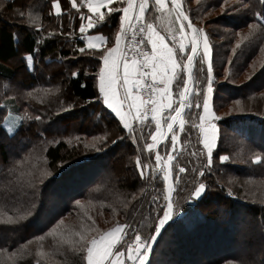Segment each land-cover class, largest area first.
<instances>
[{
  "label": "trees",
  "instance_id": "trees-1",
  "mask_svg": "<svg viewBox=\"0 0 264 264\" xmlns=\"http://www.w3.org/2000/svg\"><path fill=\"white\" fill-rule=\"evenodd\" d=\"M51 2L52 0H0V12H8L11 9H18L17 11H19L23 7L28 9L29 12L35 13L37 11L39 14L37 25L30 23L29 17L25 15L21 18L23 25L18 24L16 27L11 22L5 21L0 15V83L4 87H13V78L16 76L17 69L9 66L8 62L20 53L21 63L19 67L22 68V73L27 75L29 80H22V82H19L20 84H17L28 88H32L37 84H42L45 89L49 85L55 88L51 93H48L50 94L48 95L50 101L47 105L55 106L56 122L61 124L55 128L49 123L42 124L40 120L36 119L28 125L18 122L15 131L11 135L3 133L5 127L0 117V138L2 140L4 136H7L10 138L9 145H11L10 147L0 143V175H6V179H9L12 173L9 169L10 162L16 159V155H22L23 151L33 146H42L46 172L51 173V175L46 174L42 186L39 181L37 182L35 190L26 196L24 202L19 196L13 199L9 192L4 197L5 203L0 208V235L4 234L3 238L0 239V249L5 247L21 249L20 254L22 257L17 256L13 260V264H84L82 255L74 253L69 245L63 243L62 237L66 238L63 232L67 230L72 235L76 231L85 233L82 227L90 225L87 223H91L92 217L94 220L95 216L103 215L102 219L105 222V213L111 214L114 212V199L111 194L113 189L119 191L120 195L125 197L124 202L128 206H132L133 203L137 202L136 200L140 199L141 204L138 205L136 212H133V209L127 211L125 208L121 210V214L128 215L127 220L129 223L135 224L133 226L146 232L142 235L144 238L154 234L152 217H157L159 209L165 205L163 199L165 183L162 180L161 173H157L155 180L150 179L147 181L146 187L144 189L142 187L143 192L138 194L136 200L132 201L130 197L137 192V189L143 183L139 178H135L132 173L133 179L131 178L129 181V175L115 172L116 181L112 185L113 189L109 188L108 185H103L105 182L96 181L95 179L91 181L93 174L104 171V163L108 164V167L111 164V168L116 169V165L123 159L124 164L130 166L133 163V159L129 157L131 147L123 146L120 148L122 141L127 140L128 135L114 115L106 109L101 99H97L96 77L101 61L98 57L93 58L78 51L79 47L85 46V42L80 39L79 25L81 23L80 13H83L86 9L83 7L74 9L69 5H65L63 12L56 15L51 7ZM248 2L250 5L249 9L246 10L250 15L248 18L264 25V19H262L264 17V4L261 0H248ZM122 6L123 3L118 1L110 7L119 9ZM184 9L194 25L200 28L192 15L188 13V9L186 7ZM103 12L105 13V21L99 23L95 29L89 30V33H100L108 36L110 43L107 46L110 47L119 27L121 12L108 13L107 10L104 11V8ZM257 13H260V16H257ZM226 22L224 21V24ZM241 22L244 23L245 21L233 22V28H236L235 25L237 24H243ZM233 34L235 33L229 32L225 35L228 44H232ZM221 45L227 46L222 52H226V60L230 58L231 63L229 64L233 65L234 60L238 62L236 74L245 72L249 74L251 65L256 68V71H259L257 72L259 73L258 76L263 73L262 70L258 69L261 63L257 64L256 60L259 59L260 61V57L254 56L255 59L252 62L251 54L236 59L235 57L239 56L236 54L238 48L236 53L232 55L231 46L233 44L229 47L227 43L223 42ZM28 54H32L34 57V61L30 60L31 65L26 61ZM221 64H223V61ZM32 65L33 69L30 67ZM51 65L60 67L58 69L50 68L47 72L46 68ZM71 67L75 71L71 70ZM35 69L38 73L34 71ZM246 69L249 70L246 71ZM74 72L79 73V75L74 76ZM216 73L220 74L219 69ZM58 77L61 80L55 82L54 80H57ZM247 85L249 86L247 92L242 93V91H236L235 86L226 84L227 87L222 91L225 92L226 96L220 99H226L225 102L213 106L217 115L221 117L219 121H216L217 126L219 129L226 128L233 131L232 137L235 138L236 145L234 147H226L225 145L219 150L220 139H218L217 144L219 146L213 152V163L211 167H208V172L204 169L203 176L200 175V169L204 168V162H201L202 154L197 153L195 143H192L193 139H191L189 146L182 147L180 154L176 157L177 162L182 163L187 170L185 172L187 181H199L204 177L206 192L200 199L193 198L190 195L193 191V182L180 181L173 193L175 214L160 233L147 264H154V260L158 259L160 255L164 257L166 246L169 248V244L173 241H176V243L173 242L175 247L174 253L170 255L172 259L162 260L160 263L264 264V205L249 201L236 193L234 189H229L219 182L213 181L221 165L224 168H227L228 165L232 169V171H228V174L234 175L230 180L235 177L240 178L241 174L246 172L245 163L229 164V160L236 149L245 152V147L250 146L264 160V88H251V82ZM218 96L216 93L214 94V101L215 98H219ZM227 100L235 102L232 105L233 113L222 116L219 110L224 108L225 105L227 108L231 107ZM237 101H239V104L236 103ZM10 103L14 105V111L18 109L15 99L4 100L0 102V116L2 114L1 110L7 109L5 105ZM77 105L79 106L78 109H76ZM96 108L99 109V112H96ZM75 114L79 115L78 122L71 126L65 125L70 117L75 116ZM4 116H6L5 113ZM89 117H92V119L90 123H87ZM49 131L55 136L60 134L61 138H53L50 143H47V139L44 140L42 135L50 134ZM70 133L71 136H69ZM97 137H106V140L94 139ZM32 139H35V141L30 143ZM129 142L132 144L131 141ZM93 143L96 145L95 148L91 146ZM85 145H88V147H85ZM117 149L120 150L117 151ZM139 149L141 148H138L137 155L140 156ZM188 150L192 152H188ZM193 152L196 155H192ZM222 154L227 155L229 159L222 162L219 158ZM149 155L152 158L150 161L152 164L153 154L149 153ZM200 162L202 163L201 166ZM87 166H90V168H85ZM198 167L199 171L196 175ZM82 169H86L84 173ZM251 172H253L252 168ZM260 175H264V173L261 172ZM114 176L112 175L113 178ZM227 179L229 178L227 177ZM18 182L0 181V188H7ZM233 182L229 181L230 184ZM97 186H100L101 189L97 192H91ZM185 186H187V189H185ZM47 188L53 190L55 194L57 193L56 200L59 201L60 197H66V201L62 202L55 214H51L48 219L46 218L43 221L41 216L46 210V203L42 200L43 198L34 199L33 192L38 191L39 193L41 190L45 192ZM89 193L94 194L91 200ZM87 194L89 195L87 196ZM154 194L160 197L158 201H152ZM86 196L89 198L87 200L90 204L89 213L85 214L84 211L77 212L73 210L75 212L72 215H77L75 217L76 224L71 222L69 227H62L61 230L56 229L55 224L60 217L76 207L75 200ZM120 202L123 203L121 200ZM118 204L119 200L116 205ZM215 205H218L219 208L216 209ZM102 206L105 207V212L100 208ZM154 207L156 213L151 215ZM12 211L16 212L15 215L7 222L9 224L4 223L2 220L5 216H9V212ZM80 217L84 218L81 223H78ZM79 224L81 225L79 226ZM97 227H100V225L98 224ZM107 228H104L101 233ZM99 232L94 229L86 235L91 236L90 239L95 237L96 234L100 235ZM51 233L60 235L58 237L54 235L51 238ZM37 236L43 241V248L46 252L50 249V246L61 244L59 252L54 253L55 259L50 258L44 251V256L38 254L37 249L34 248V238ZM167 236L170 237V242H166ZM0 264H5L4 257L0 256Z\"/></svg>",
  "mask_w": 264,
  "mask_h": 264
},
{
  "label": "snow or ice",
  "instance_id": "snow-or-ice-1",
  "mask_svg": "<svg viewBox=\"0 0 264 264\" xmlns=\"http://www.w3.org/2000/svg\"><path fill=\"white\" fill-rule=\"evenodd\" d=\"M70 2L72 8H77V0H70ZM261 2L264 3V0ZM81 3L90 13L96 14L94 19L93 15L80 13V39L85 42V46L79 47L78 51L93 58L98 57L102 62L97 74V99L102 98L103 104L115 113L129 135L137 130L133 122H137L141 129L145 125L154 123L155 131L150 134L151 143L146 144V149L150 153L167 140L170 134L167 159L156 151L154 168L151 164H143L139 155L136 157L140 177L147 178L146 170L149 168H152V180L156 179L157 173H162V180L167 185V193L163 197L165 205L157 213L154 234L144 238L138 230H134V240L131 243L125 241L126 251L124 247H118L128 235L127 229L130 225L126 224H118L91 239L85 233L76 231L73 233L74 238L62 237V240L74 253L82 255L84 264H129V262L130 264H147L153 243L175 214L173 200L175 177L172 162L176 157L173 153L177 151L180 133L185 132V126L189 123L185 118L187 111L193 106L198 110L199 123H193L192 127L198 128L202 137L199 143L206 150L207 166L211 167L213 163V149L216 147L219 132L215 121H219L221 117L213 108L215 77L212 46L204 29L195 26L189 18L181 0H151V2L150 0H126V6L119 9L110 7L114 0H81ZM52 8L56 15L61 14V4L58 0H52ZM102 8H106L108 13L114 11L123 13L111 47L107 46L110 43L108 36L88 34L89 30L95 29L99 23L105 21ZM149 10L160 14L156 19H160L161 16L171 18L174 14L175 21L179 22V28L173 30L169 27L168 36L162 35L154 23L147 21L146 13ZM256 15L260 16V13ZM145 45H150V50L146 49ZM239 47L240 42H237L232 49L233 54ZM27 60L34 61L33 55L28 54ZM197 60L201 73L205 72L206 65L204 86L200 85L199 79L194 75ZM182 73L186 75V78ZM73 75L78 76L79 73L74 72ZM174 84L177 90L175 95ZM236 103L239 104V101ZM36 119L40 117L37 116ZM141 138H143L142 134ZM94 139L106 140V137ZM133 139L135 140L136 137L133 136ZM91 146L96 147L95 143ZM165 148L168 149L169 146L165 145ZM192 155L196 153L193 152ZM219 158L221 161L229 159L227 155ZM261 159L259 156L255 157L257 162ZM178 171L184 173L187 170L180 167ZM47 174L51 175V173ZM200 175H204L203 171H200ZM205 192L206 185L199 183L194 186L190 195L200 199ZM132 199L135 200L136 196ZM159 199V196L153 197L154 202ZM77 203L80 202L77 201ZM38 254L45 255L43 252Z\"/></svg>",
  "mask_w": 264,
  "mask_h": 264
},
{
  "label": "rangeland",
  "instance_id": "rangeland-1",
  "mask_svg": "<svg viewBox=\"0 0 264 264\" xmlns=\"http://www.w3.org/2000/svg\"><path fill=\"white\" fill-rule=\"evenodd\" d=\"M181 4L183 6V8H187L188 9V13L192 15V18L198 23V25L200 26V28H203L204 31L207 33L208 37H209V42L212 46V55H213V72H214V77H215V92L217 95H219V98H215V101L213 99V106H217L220 105L221 102H225V100H220L222 97H225L226 94L225 92L223 93L222 91H224L223 89H225L227 86L226 84L229 85H233L236 88V91H242V93H246L247 92V88L249 87L247 85V83L251 82V88L253 87H257V88H264V25H261L257 22H255L253 19H249L248 17H250V15H248V12L246 11L247 9H249V2L248 0H181ZM264 4V3H263ZM18 6V4H16ZM170 7V6H169ZM18 9H11L8 12L5 11H1L0 15L1 17L5 20V21H9L11 22L12 25H15V27L19 24V25H23V21L21 18H23L25 15L27 17H29L30 23H37V20H39V14L37 13V11L35 13L33 12H29L28 9H24L23 7L17 11ZM33 10V9H32ZM31 10V11H32ZM85 15H93L94 19H95V15L93 13H90L88 10L83 12ZM173 19L175 20V16L173 14ZM224 21H227L226 24H224ZM240 21H245L243 24H237L235 25V27L237 28H233L234 26H232L233 22L235 23H239ZM85 23L87 21H84ZM38 24V23H37ZM36 24V25H37ZM224 24V25H222ZM168 28L172 26L170 24H168ZM222 25V26H221ZM251 26V27H250ZM239 27V28H238ZM179 28V22L175 21L173 30H176ZM232 30V31H231ZM229 32H234V39L232 40V44H228V40H227V36L225 38V35ZM106 36V35H105ZM246 37V39H245ZM223 42L227 43V45H229V47L231 46V50L236 46L237 42H240V47L238 48V53H236L239 56H236V59H239L241 56H244L246 54H251V62L253 61L254 56H258L260 57V61L259 59L257 60V64L261 63L260 66L258 67V69H260V71L262 70L263 73L259 75V71H256V68H254V66L251 65V72L249 74L245 73H238L236 74V71L238 69V65L235 60L233 65L229 64V60L230 58H228L226 60V56L225 53L226 52H222L225 46H220V44H222ZM111 47V46H110ZM231 54L233 55V52H231ZM230 56V55H229ZM223 61V64H221ZM21 63V57H20V53H18V55L16 57H14L13 59H11L8 62V65L11 67H16L17 72H16V76L13 78L14 80V84L13 87H4L1 83H0V102L7 100V99H15L16 103L18 104V109L17 110H13L14 109V105L13 104H7L5 105L8 109H3L1 110V119L3 120V125L5 127V131H3L4 134L8 133L11 134L15 131L16 129V124L18 122H22L25 125H28L29 123H31L33 120L36 119L37 116L40 117V119H36V120H40L42 124H47L49 123V125H53V127H57V125H61L60 123L56 122V116L54 115L56 112V108L53 105H47L49 100V96L51 93V91H53L55 88H53L52 86L49 85L48 88H44V86L42 84H37L34 85L32 88H28L24 85H19V82L23 81H28V76L25 75L20 66ZM27 63L29 65H31V61L27 60ZM102 64V62H101ZM100 64V66H101ZM249 64V63H248ZM81 65V64H80ZM79 66V65H77ZM31 68L33 67L30 66ZM54 69H58L60 66H54L51 65L49 66V68H46V71L49 72L50 68ZM199 61H196L195 67H194V75L199 79L200 81V85L204 86L206 84V65H205V72L201 73L199 71ZM33 69V68H32ZM219 69L220 74H217L216 71ZM71 70L75 71L74 68L71 67ZM229 70V71H228ZM249 69H246V71ZM36 73H38V71H36V69L34 70ZM99 71V69H98ZM228 71V72H227ZM257 73V74H256ZM98 74V73H97ZM62 75V74H61ZM182 75H185L182 73ZM220 75V76H219ZM258 76V78H257ZM64 77V75H63ZM98 77V76H97ZM96 77V86L98 89V78ZM186 78V75H185ZM60 77L57 78V80H54L55 82L60 81ZM19 83V84H17ZM26 83V82H25ZM55 87V84H54ZM182 87V85H181ZM8 89V90H7ZM176 87L174 84V89H173V93L175 95L176 93ZM264 91V90H263ZM178 99V97H176ZM47 100V101H46ZM40 101V102H39ZM102 101V98H101ZM103 103V101H102ZM227 103H230V108L225 107L222 108L221 110H219L220 114L223 116L227 113H233V109H232V105L235 104V102H231L230 100H227ZM226 103V104H227ZM232 103V104H231ZM39 104V105H38ZM106 107V109L108 111H110L114 117L119 121V118L115 115L114 112L111 111V109L107 108L106 105H104ZM78 109V105L76 106ZM194 108V109H192ZM191 109H189L187 111L186 114V120H188L189 123L186 124L185 126V132L180 133V141L177 145V151L173 153V155L175 157L178 156V154H180V151L182 149V147L184 146H189L190 145V141L192 140V143H195V147L197 149V153L198 154H202L201 155V162H204V168L203 173L205 172L204 169H208V166L206 164L205 167V163H207V153L206 150L203 148V145L201 143H199L200 139H201V135L199 133L198 128H193L192 124H198L199 120H198V115H197V110L196 108L193 106ZM97 109V108H96ZM10 110V111H9ZM90 110V109H89ZM88 110V111H89ZM196 110V111H195ZM232 110V111H230ZM9 112V113H8ZM82 112V110H81ZM96 112H99V109L96 110ZM196 112V113H195ZM4 113L6 114V116H4ZM8 116V117H7ZM78 116H71L69 121L65 123V125L67 126H71L75 123L78 122ZM5 118H7V120H5ZM72 119V120H71ZM92 117H89L87 120V123L91 122ZM216 123V121H215ZM120 125L122 126V124L120 123ZM134 128H136L137 130L132 134L129 135V133L127 132V130H125V133L128 135L126 138L127 140H123L121 147L126 146V147H131L130 148V153H129V157H131L133 159V163L130 164V166L124 164L123 159H121V161L116 165V169L115 168H111V164L110 167H108V164H103V170L105 171H98L95 174H93L92 176V180H96V181H102L105 182L103 185H108L109 188H112V185H114V181H116L114 173L117 172V174L120 173H124L129 175L128 180L130 181L132 178V174L135 178H139L140 181H143V183L139 186L140 188L137 189V192L134 193V195H132L130 197V200L132 201V197L136 196V198L138 197V194L142 193L141 189L143 187V189L146 187V183L147 181H149L151 179V173H152V168H149L146 170V177L145 179H142L140 177L139 174V170L137 169L136 166V157L137 155V150L140 147L141 149H139V153H140V159L141 162L143 164H151L150 161L152 160V158H150L149 155V151L146 149V144L147 143H151V139H150V134L152 132L155 131V125L154 123H152L151 125H145L142 129L140 128V126L137 124V122H133ZM65 127V126H64ZM123 127V126H122ZM46 129V128H45ZM219 129V127H218ZM50 134H43L42 137L44 138V140H46L47 143H50L52 141L53 138H61L60 134L59 135H52V132L49 131ZM233 131H229L226 128H221L219 129L218 132V138H217V142H216V147L219 146V150H221V147H226L227 146H232L234 147L235 144V138L232 137L233 135ZM141 134L143 135V138H141ZM63 136H65V134H63ZM69 136H71V133L69 134ZM133 136L136 137V139H133ZM49 139V140H48ZM218 139H220L219 144L218 143ZM9 140L10 138H8L7 136H4V138H0V143L6 144V146H10L9 145ZM69 140V139H68ZM4 141V142H1ZM35 141V139L30 140V143H33ZM132 144H130V142ZM124 143V144H123ZM133 145V146H130ZM165 145H168L169 148L166 149ZM134 147V148H133ZM137 147V148H135ZM216 147L213 149V152L215 151ZM246 150L245 152H243L240 149H236L235 152L233 153V155L230 158V162L229 164L232 163H242V164H246V172L247 174H241L240 178H233L230 180L231 177H234V175L228 174V171H232V169L227 165V168H224L222 165L220 167V170L217 172V176L216 178L213 179V181H217L219 182L221 185L228 187L229 189H234V191L240 195H242L243 197H245L247 200L252 201V202H256V203H260L264 205V175H260L261 172L264 173V160L261 159L260 162H257L255 160V157L259 156L261 157V155L255 151L252 147H245ZM170 149V134H169V138L165 141H163L161 143V145L158 146L157 149L153 150L151 152V154H153V163L151 164L152 167H155V152L159 151L161 156L164 157L165 159H167V152ZM13 150V149H12ZM120 149H117V151H119ZM144 151V152H143ZM191 150H188V152ZM192 152V151H191ZM116 155V154H115ZM223 155V154H222ZM1 160V159H0ZM1 162V161H0ZM200 162V163H201ZM224 162V161H222ZM128 163V162H127ZM173 166H174V172L173 175L175 177L174 181H173V186L176 190V188L178 187L180 181H185L190 183V181L193 182V188L194 186L198 185L199 183H204L205 184V179L204 177L199 180V181H194V180H189L187 181V177L185 172L184 173H180L178 171V169L180 167H184L182 163H178L177 160L175 159L172 162ZM202 165V163L200 164V166ZM91 166V165H90ZM90 166H87L85 168H90ZM185 168V167H184ZM251 168L253 169V172H251ZM11 176L9 177V179H6V175L2 176L0 175V181H19L18 183H13L11 184V186L7 187V188H0V200H2L0 202V208H2V204H4V197H6V195L9 193H11L13 199H15L17 196H19V198L22 200V202L25 201L26 196L30 195L32 192L34 191L35 187L37 186V182L39 181L42 184L44 183L45 179L44 177H46V174L48 173V171L46 172V168H45V162H44V152L42 150V146H33L30 147L28 150L26 149L25 151H23L22 155H16V159L12 160L10 162V166H9ZM86 169H82L83 173ZM199 171V167L196 171V175L197 172ZM73 172V171H72ZM208 172V170H207ZM132 173V174H131ZM112 175L114 176V178L112 177ZM163 174L161 173V176ZM110 176V177H109ZM48 177V175H47ZM227 177L229 179H227ZM133 179V178H132ZM42 181V182H41ZM229 181H234L233 183H229ZM19 185V187H18ZM105 188V187H104ZM103 188V190H104ZM59 189V188H58ZM101 187L97 186L95 187L91 192H97L98 190H100ZM185 189H187V186H185ZM61 191V189H59ZM44 190L36 191L33 192L34 196L33 198H43L42 200L46 203V210L43 212L42 216H41V220H46V218L48 219L51 214H55L58 207L62 204L63 201H66V197H60L61 199L58 201L55 198L57 197L56 194L54 193L53 190L51 189H46L45 192H43ZM90 194V200L93 197V193H89ZM87 194V196L89 195ZM111 194L112 197L114 199V212L111 214L105 213V222L103 221L102 216H95L94 220L93 217L91 219V223L88 222L87 224H90L88 226H84L82 227V230L85 231V234L87 233H91L92 231H94V229L99 232V234L103 231L104 228H107L106 230H104V232L116 227L118 224H126V225H130V227L127 229L128 231V235L125 236V240L121 242V245H118V247H124V249L126 248V242L131 243L132 240H134L135 238V232L134 230H138L140 232L141 235L146 234V232L143 229H139L136 226H133L135 224H131L129 223V221L127 220L128 215H123L121 214V210L125 209V205H127L126 210L127 211H131L133 209V212L137 211V207H139L138 205L141 204L139 202L140 199L136 200L137 202L133 203L132 206H128V204L125 201V197L120 195L119 191H115L114 189L111 190ZM160 195V192H159ZM80 197L77 198V200H75V208H72L71 211H68L66 214H63L60 219L58 220V222L55 224V228L58 230H61L62 227H69L71 226V222L73 224H76V219L75 217L77 215H72L73 212L77 211H84L85 214H87V212L89 213V207L90 204L89 202H87V200H89L88 197ZM157 195L154 194L153 197H155ZM140 198V196H139ZM18 200V199H17ZM16 200V203H17ZM119 200V204H117ZM123 201V203L120 202ZM77 201H79L80 203L78 204ZM153 201V198H152ZM154 202V201H153ZM152 202V203H153ZM132 203V202H131ZM20 204V203H19ZM2 205V206H1ZM216 209L219 208L218 205L214 206ZM101 209H103V212H105V207L102 206L100 207ZM75 210V211H73ZM155 207L153 208V210L151 211V215L155 214L156 212H154ZM15 211L9 212V216H5V218L2 220L4 221V223H7L10 219L13 218V216L15 215ZM20 213V212H19ZM21 214V213H20ZM18 215V214H17ZM22 215H26V214H22ZM162 215V214H161ZM84 217H80L78 219V223H81V221L83 220ZM153 219V223L154 226L153 228H155V224L157 222V217L154 216L152 217ZM95 222V223H94ZM107 222V223H106ZM9 224V223H7ZM100 225V227H97V225ZM81 224H79L80 226ZM107 225V226H106ZM111 226V227H109ZM103 232V233H104ZM65 234L66 238H73L72 234H69L68 231L66 230V232H63ZM101 233V234H103ZM52 234V233H51ZM50 234V235H51ZM100 234V235H101ZM58 237L60 234H52L51 238L53 236ZM3 235H0V239L3 238ZM99 235L96 234L95 237H98ZM91 237V236H88ZM91 239V238H90ZM35 242H34V248L37 249L38 253L41 252H46V250L43 248V241L37 236L34 238ZM166 242H170V237L167 236L166 237ZM176 243V241H173ZM171 242L169 244V248L166 246V255L163 257L162 255H160V257L156 260H154V264H163L160 263L162 260L166 261L168 259H172L170 257V255L172 253H174V247H175V243ZM61 244L57 245V246H50V249L46 252L50 258H54V253L59 252L58 250L61 249ZM21 250V249H20ZM20 250H17V248L15 249H11L8 247H5L3 249H0V256L4 257V263L5 264H13V260H15V258L17 256L22 257L20 254ZM37 256V255H36ZM174 256V254H173ZM150 259V258H149ZM171 261V260H170ZM130 264V263H129ZM164 264H172V263H164Z\"/></svg>",
  "mask_w": 264,
  "mask_h": 264
},
{
  "label": "crops",
  "instance_id": "crops-1",
  "mask_svg": "<svg viewBox=\"0 0 264 264\" xmlns=\"http://www.w3.org/2000/svg\"><path fill=\"white\" fill-rule=\"evenodd\" d=\"M118 1H120V2L123 3V6L122 7L126 6V0H114V3L115 2H118ZM58 2L61 4V12H63L65 5L66 6H68V5L71 6L70 0H66V1L58 0ZM150 2H151V0H150ZM169 6L171 7V4L170 3H169ZM51 7H52V2H51ZM80 7H83L86 10H88L86 6H83L82 5L81 0H77V8L76 9H80ZM52 9H53V12L55 13L54 8H52ZM106 10L107 9L104 8V11H106ZM101 11H103V8L101 9ZM122 14L123 13L121 12V15ZM159 15L160 14L157 13V12H155L154 10H149L146 13V19H147V21L154 23L155 26H156V28H157V30L160 31L162 35H165L167 37L168 36V31L167 30H168V26H169L168 24H170L172 26V28H173L174 27V24H175V20L173 19V17L168 18V17H163V16H161L160 19H156V17L159 16ZM119 22H120V19H119ZM88 34H90V35H96V34H100V33H91V32L89 33L88 32ZM147 46L149 48L151 47L150 45H147ZM173 89H174V85H173Z\"/></svg>",
  "mask_w": 264,
  "mask_h": 264
},
{
  "label": "water",
  "instance_id": "water-1",
  "mask_svg": "<svg viewBox=\"0 0 264 264\" xmlns=\"http://www.w3.org/2000/svg\"><path fill=\"white\" fill-rule=\"evenodd\" d=\"M185 23H187V22H185ZM202 169H203V168H201L200 171H203ZM164 189H165V193H164V194H166V193H167V185H166V183H165V187H164ZM165 226H166V225H165ZM165 226H164V227H165ZM163 229H164V228H163ZM163 229H162V230H163ZM162 230H161V232H162ZM158 237H159V236H158ZM158 237H157V239H158ZM157 239H156V241H157ZM156 241H155V242H156ZM155 242L153 243V246H154ZM153 246H152V249H153ZM151 252H152V250H151L150 253H149L147 263H148V261H149V258H150V255H151ZM129 263H130V262H129Z\"/></svg>",
  "mask_w": 264,
  "mask_h": 264
},
{
  "label": "built area",
  "instance_id": "built-area-1",
  "mask_svg": "<svg viewBox=\"0 0 264 264\" xmlns=\"http://www.w3.org/2000/svg\"><path fill=\"white\" fill-rule=\"evenodd\" d=\"M80 33V32H79ZM80 37H81V33H80ZM139 38V37H138ZM145 48L146 49H148V50H150V48L147 46V45H145ZM125 250H126V248H125Z\"/></svg>",
  "mask_w": 264,
  "mask_h": 264
}]
</instances>
